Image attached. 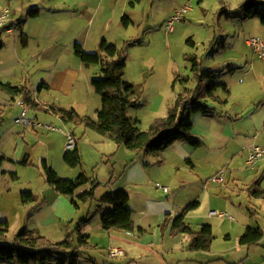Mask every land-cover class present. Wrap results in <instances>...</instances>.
<instances>
[{"label": "crops", "instance_id": "1", "mask_svg": "<svg viewBox=\"0 0 264 264\" xmlns=\"http://www.w3.org/2000/svg\"><path fill=\"white\" fill-rule=\"evenodd\" d=\"M244 1L246 0H224L225 8L229 13L217 11L218 16L215 14L216 18H212L210 23H214L217 19L220 28H224V23L226 28L229 26L228 28L241 29L246 34L244 41L246 48L244 49L242 44L238 47L241 39L238 31L235 32L234 38L227 35V30L222 35L212 31L209 43L205 46L204 55L201 54L206 58L197 54L203 58L201 59L203 69L211 71L215 78L213 68L224 70L232 66L229 69V79L226 82H219L227 85L228 93L222 87L215 91V94L225 99V102H215L204 97L210 105L215 107L214 111L210 115L196 114L200 116L197 122L198 128L196 120L192 118L194 132L203 142L201 146L195 148L187 141L178 140L159 154L136 153L125 147H119L116 143L115 147L110 146V142L107 141L111 140L105 139L97 132L90 141H86L84 139L91 130H84L82 125L76 127L72 125L74 129L71 128L70 131L76 136L83 161L88 153L93 152L99 160L106 158L108 164L110 162H115L117 165L121 162L127 164L126 170L123 171L124 175L119 181L113 182L116 174L113 173V178L109 180V183H114L113 189L106 191L103 195L98 197L96 195L101 185L97 177H93L92 184L83 185L77 190L78 195L98 184L94 200L98 202V208L83 227V233L88 236V243L80 244L76 236L73 240V246L81 252L79 262L83 259V255L88 254L87 252L94 247L103 249L105 254H98L100 258L96 255H88L89 264H112L113 258L110 257L109 250L119 247L124 250V255L116 257L117 264L210 263L213 260H219L217 258L222 259V256L229 252L234 227L230 223L237 221V215L246 219V215L240 212L235 202L242 200L245 195L248 199L249 213L257 214V216L264 215V201L251 197L246 190L248 184L257 178H261V185L264 187V157L253 163L248 160L253 145L264 147V59L254 52L246 41L250 36L248 34L264 38V24L259 17L246 18L242 12L236 14L233 12ZM256 1L264 6V0ZM192 3L198 4L205 14L209 12L206 9L207 0H0V14L6 8L10 9L7 23L0 29V39L4 34L15 33L18 29L21 31V37L25 34V42L23 39L15 41V52L23 57L22 61L31 58L33 44L36 45L40 56L48 52L49 55H46L49 60L59 58L57 56L63 49L67 50L76 42L81 43L87 51H97L102 40L108 42L113 40L111 32L115 33L114 38H117V43L121 40L124 44L128 40H142L141 43H129L126 45L128 49L144 43L143 39L133 37L137 30H157L167 23L175 11ZM217 3L218 8L223 6L221 0ZM192 10L190 6L189 12ZM124 18H127V24ZM132 30L134 35L131 34ZM229 40L232 41L230 46H228ZM0 45L2 48L3 43ZM192 46L195 48V42ZM220 47L223 50L231 47L230 57L211 64L207 58L215 57ZM127 49L126 62L128 61ZM219 64H222V67ZM23 68L26 70L24 66ZM54 69L55 67L51 71L39 70L51 73ZM190 69H192L191 66ZM222 74L224 75L225 72ZM49 77L50 74L46 75L43 81L48 85L45 88H52L53 84L47 81ZM10 83L21 85L19 82ZM29 98L32 99L30 89ZM13 100L18 104L21 101L24 105L27 104L20 96H16ZM95 101L94 108L97 115V110L101 106L99 107V102ZM146 104L147 101L144 100L141 107H145ZM170 104L169 108L173 106L172 103ZM155 113L154 110L150 111L151 118L148 125H151L159 116ZM80 131L81 136L78 133ZM65 152L66 148L63 154ZM113 154L116 155L112 156ZM3 157L4 160L8 158L5 155ZM42 160L45 161V159ZM28 162L27 159L24 163ZM14 178H18V175L16 174ZM154 178L169 185L170 191L159 187L158 189L163 191L162 194L152 192L150 184ZM51 187L54 188L52 185ZM118 190L129 194V207L133 211L135 222L134 231L121 229L107 231L102 228V214L106 209H112V206H101L100 200L106 194ZM36 196L37 200L33 202L22 201L24 204L33 205L29 215L33 214L35 222L39 224V228L36 226L28 230L41 233V227H51L58 220L68 222L70 227H74L77 219L86 216L78 214V211L74 209L75 205L71 204L73 199L70 201L67 198L69 196L58 192L52 199ZM193 201H199L200 204L187 213L186 222L194 231H200L205 224L211 225L215 239L218 234L224 233L223 237L227 243L223 248L215 250L213 247L208 251H195L190 248L188 234L172 232L175 218L187 204ZM240 207L242 208L241 205ZM212 211L216 213H211ZM1 220L9 222L8 218ZM246 220L241 224L242 231L236 238L240 245H245L240 243V237L249 226H252L246 225ZM70 227L66 236L72 232ZM253 227H260L264 231L259 224ZM259 244L246 246L251 248Z\"/></svg>", "mask_w": 264, "mask_h": 264}, {"label": "rangeland", "instance_id": "2", "mask_svg": "<svg viewBox=\"0 0 264 264\" xmlns=\"http://www.w3.org/2000/svg\"><path fill=\"white\" fill-rule=\"evenodd\" d=\"M217 2L218 0H207L206 9L209 10L207 14L201 11L198 4H190L193 10L186 14V18L176 22L172 31H169L168 23H166L157 30L144 29L142 31L137 30L134 33L135 36L133 37L143 39L144 43L133 48H126L128 67L125 80L134 83L136 98L140 101L138 107L130 108L128 112L133 120L139 119L141 121L143 129L150 126L147 124H150V111H156L159 114L158 117L168 115L170 103L174 104L177 93L185 90L184 84L180 81L175 82L177 75L190 74L191 77H194V73L192 74L190 69L191 64L185 60V56L195 53L204 58V49L209 43L212 31L222 35L227 30V35H231L233 38L235 32L238 31L241 35L238 47H241L240 44H242L243 48H246L244 43L246 34L241 29L228 28L229 26L226 28L224 23L223 27L225 29L220 28L217 19L215 20L216 23L214 22L215 24L210 23L212 18H216L217 11H220L222 7L218 8ZM231 18L233 19V17ZM111 35L113 40H109V43H116L118 46L124 45L122 40L117 43L114 32H111ZM248 35H250L249 37L255 36L254 34ZM21 39L19 29L15 33L4 34L0 39V44L3 43V47H0V79L4 82H19L21 84L26 82L32 99L55 108L75 110L81 115L88 114L96 118L94 101L99 102L100 107L101 98L92 85V79L102 75L100 66L83 64L79 57L75 55V44H72L67 50L63 49L57 56L59 58L50 60L47 57L48 52H46L47 55L40 56L36 45L33 44L31 58L22 61L23 57L15 52V41ZM190 39L195 42V48L188 43ZM231 40L228 41V46H230ZM231 52V47L226 50L220 47L215 57H208L207 59L210 60L211 64H215L223 58L230 57ZM202 53L203 55H201ZM56 63L58 64L56 65ZM22 66L26 70L22 69ZM219 66L222 67V64H219ZM53 67L55 69L50 73ZM231 67L230 65L224 70L223 68H213L218 82H226L229 79V69ZM39 69L50 71L42 72ZM223 72H225L224 75ZM49 74L50 77L47 81L53 84L52 88L42 87L40 89L46 75ZM174 83H176L175 86ZM192 85H194L193 81L187 87L191 88ZM144 100L147 101V104L145 107H141ZM25 108L27 110L26 117L37 123L35 127L23 124V108L21 105L14 101L12 96L0 90V155L8 156L0 166V217L1 219H9L6 241H12L21 230L33 229L39 225L34 220L35 216L33 214L29 215V210L33 205L22 202V192H33V194L46 199H52L54 194L57 193L47 181V171L42 159H45L48 165L53 167L62 177L76 178L81 172L86 173L92 179L97 177L101 182L97 190V197L113 189V182L120 180L127 165L125 162L118 165L115 162L108 164L106 158L99 160L91 152L85 156V161H83L81 167L69 166L64 160L63 152L68 141L66 133L74 127L70 124L65 125L57 115L50 111L34 109L28 104H25ZM198 117L200 118L199 115H192L194 121L196 120V126L198 125ZM78 133L81 136V131ZM94 134L95 131H89L84 140L90 141ZM107 142H110V146H116L115 142ZM26 156H28L29 161L27 164L24 163ZM11 172H16L18 178H14L15 176H12ZM113 173H116L114 178L112 177ZM111 178H113V182L109 183ZM157 183L163 184L158 178H154L150 184L151 190L162 194L163 191L158 189ZM67 198L70 201L74 199L77 202V206L74 202L71 204L72 206L75 205L74 209L82 216L89 213L93 215L98 208V202L94 200L83 202L77 196ZM244 199H246L245 195L240 200L241 203L238 201L235 204L240 212L244 216L246 215L247 220L243 216L237 215V221L230 223L234 227L229 252L223 255L222 259L217 258L219 260H213L206 264H264V239L261 244L253 245L251 248L240 245L238 239H236L242 231L241 224L245 220L247 221L246 225L257 226L259 224L264 228V215L260 216L259 214L257 216V214L249 213L248 199ZM234 215L236 216L235 213ZM69 227L68 222L58 220L51 227H41V233L52 241L58 242L65 238ZM74 228L75 225L72 230ZM223 235L224 233L217 235L211 249L214 247L215 250H219L226 245L227 242L224 240ZM87 253L83 255V259L79 264H89L88 255L90 254L96 255L98 258H100L98 254H105L103 249L94 247ZM116 259H111V263L117 264ZM0 264L19 263L11 261L10 263L0 262Z\"/></svg>", "mask_w": 264, "mask_h": 264}, {"label": "trees", "instance_id": "3", "mask_svg": "<svg viewBox=\"0 0 264 264\" xmlns=\"http://www.w3.org/2000/svg\"><path fill=\"white\" fill-rule=\"evenodd\" d=\"M221 3L223 6L219 12L229 13L225 8L224 0H221ZM233 12L235 14L242 12L246 18L259 17L264 24V6L259 5L256 0L242 2ZM123 20L127 24V18ZM22 39L25 42V34H23ZM141 42L142 40H128L123 46H118L116 43L103 40L97 51H87L81 43H75L76 56L86 65H97L101 69L102 75L92 79V85L101 98V107L97 110L96 118L81 115L75 110L55 108L35 99H30L27 83L13 85L0 79V90L12 98L20 96L31 108L54 113L66 125L70 124L74 127L82 125L84 130H93L105 139L115 142L119 147H125L136 153L159 154L178 140L187 141L195 148L201 146L203 142L194 132L192 115H210L215 107L210 105L204 97L224 103L225 99L216 95L215 91L222 87L228 93L227 85L219 83L211 71L203 69L202 58L197 54H188L186 60L191 64L194 77H191L190 74L177 75L175 82L180 81L184 84L185 90L177 93L175 102L169 109L167 116L157 117L147 129H143L139 119L133 120L129 116V109L138 107L140 101L136 98L134 83L125 80L127 70L126 45ZM189 42L194 45L192 39ZM191 81L194 82V85L189 88L187 86ZM175 85L176 83H174ZM47 86L43 82L40 89ZM4 159L0 155V166ZM27 159L28 157L25 158L24 162ZM64 160L71 167L83 165L82 154L77 144L73 149H66ZM44 165L47 171V181L62 195L76 196L80 187L93 183V179L84 172L76 178H66L60 176L46 161H44ZM11 174L16 176L15 172H11ZM97 186L98 184L83 191L77 197L83 202L95 200ZM246 190L251 197L260 198L264 201V187L261 185V178L250 182ZM35 200H37V196L33 192H22L23 202L29 203ZM73 202L77 206L74 199ZM100 204L101 206H112V209H106L102 214L101 225L104 230H135L133 211L129 207V194L126 191L110 192L101 198ZM199 204V201H193L182 209L173 222L172 232L174 234H188L192 250L208 251L215 239L212 226L205 224L200 231H194L185 219L187 213L197 208ZM90 219V213L80 218L75 223L72 232L59 242H54L35 230H21L12 241H6L9 222L0 219V262L79 264L81 252L73 246V240L76 236L80 244L86 245L88 243V236L83 233V227ZM263 236L264 231L260 227L249 226L240 237V243L245 245L259 244Z\"/></svg>", "mask_w": 264, "mask_h": 264}, {"label": "built area", "instance_id": "4", "mask_svg": "<svg viewBox=\"0 0 264 264\" xmlns=\"http://www.w3.org/2000/svg\"><path fill=\"white\" fill-rule=\"evenodd\" d=\"M190 10L189 5H185L182 8L178 9L175 11V13L169 18L168 20V28L169 31H172L174 28V24L178 21H181L185 18V14L188 13ZM10 9L6 8L3 13L0 14V29L3 28L6 23H7V18L9 15ZM247 45L254 50L261 58L264 59V38L259 37V36H251L247 39ZM23 108L22 110V122L26 126L33 125L35 126L37 123L31 119H28L27 116V110L25 108L24 103L21 101L19 102ZM63 131V130H62ZM67 144H66V149H73L75 148L77 144V139L74 133L67 132ZM264 157V147L261 145H253L249 156L248 160L249 162L253 163L261 158ZM157 186L160 188H163L165 191H170L169 185L166 184H161L157 183ZM211 213H216L215 211H212ZM109 255L111 258H116L118 256L124 255V250L116 247V248H111L109 250Z\"/></svg>", "mask_w": 264, "mask_h": 264}]
</instances>
